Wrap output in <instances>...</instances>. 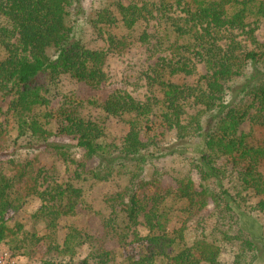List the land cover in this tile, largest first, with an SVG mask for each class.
<instances>
[{
	"label": "trees",
	"instance_id": "obj_1",
	"mask_svg": "<svg viewBox=\"0 0 264 264\" xmlns=\"http://www.w3.org/2000/svg\"><path fill=\"white\" fill-rule=\"evenodd\" d=\"M81 1L0 0V101L11 99L8 115L20 136L28 137L32 148L78 164L83 175L97 182L126 177L110 198L114 210L103 220V236L87 234L91 250L80 264H117L118 251L136 242L141 243L138 256L128 257V264H255L259 242L245 230L241 216L242 195L249 191L261 197L251 213L264 215V44L255 35L264 20V0H135L98 10L91 25L100 32L119 24L129 33L146 27L139 41L148 59L156 58L155 65L141 76L129 67L131 76L124 81L134 90L145 82L150 93L141 99L124 88L104 99H85L76 90L51 109L50 87L62 75L95 91L109 81L107 53L83 43L81 27L89 15ZM152 20L155 31L149 29ZM129 33L118 37L109 32V50L121 54L131 48ZM199 64L205 66V75L193 84L178 81L194 76ZM88 106L104 116L127 119L126 135L109 138L100 119L83 115ZM247 121L252 131L241 134ZM173 132L182 146L198 148L199 154V160L184 156L179 173L157 166L155 159ZM7 134L0 123V246L22 232L21 225L9 226L7 216L30 198L38 195L48 202L39 218L52 233L62 218L82 212L84 203L82 190L69 183L52 181L40 192L48 169L38 158L3 159L9 150ZM59 135L76 138L86 161L97 160L98 167L88 170L86 161H75L69 145L52 141ZM170 154L183 155L177 148ZM193 171L200 176L198 186ZM167 177L178 187L167 186ZM228 179L239 187L235 194L225 184ZM176 200L184 202V220L171 230ZM210 204L215 221L211 229L203 216ZM141 225L148 230L144 237L138 232ZM69 230L67 248L75 239Z\"/></svg>",
	"mask_w": 264,
	"mask_h": 264
},
{
	"label": "rangeland",
	"instance_id": "obj_2",
	"mask_svg": "<svg viewBox=\"0 0 264 264\" xmlns=\"http://www.w3.org/2000/svg\"><path fill=\"white\" fill-rule=\"evenodd\" d=\"M134 1L135 0L81 1L82 7L89 15L88 23L81 27L83 43L88 49L94 51H105L107 53L105 71L109 76V81L100 91H95L89 87L78 85L69 75H62L57 80L52 82L51 87L49 86L52 90L51 109H57L59 105L62 104L64 97L72 95L76 90H78L80 95L85 97V99L91 96L104 99L113 91L124 88L129 90L131 89L134 96L141 99H145V96L150 93L147 83L145 82H141V84L138 85L137 90H134L132 86L129 88L124 81V79H128L131 76V70L129 67L134 66L137 69L138 76H141L144 75L146 71H151L150 69H152L155 65L156 58L148 59L149 55L146 53V47L142 46L139 41V36L146 27L142 26L135 32L129 33L122 27L121 24H119L106 28L103 32H100L99 28L96 29L91 25V21L95 19L94 14L98 10L109 8L110 5L116 2L128 5ZM155 23L156 21L152 20L149 29L154 28L155 31L157 29ZM109 32H111V35H118V37L128 35L129 33V46L131 48H127V51L121 54H117L113 50H109ZM255 35L257 41L264 44V20L259 23ZM244 44H247L249 48L253 49V47H250L248 43ZM206 73L207 70L205 66L203 64H199L197 72L194 76L189 78L181 77L178 81L181 83L193 84L200 78L201 75H205ZM10 102V98L0 101V109L2 110V112H0V123L4 124V127L7 129L9 147V150L3 155V159L7 160L11 158V156H15L17 160L25 162L38 158L41 163V167L48 169L46 178L43 175V179L40 180V192H43L45 188L49 186V183H53L52 181H58L63 184L69 183L82 190L84 203L81 207L82 209L80 210L82 212L76 216L62 218L58 223L56 231L52 233L46 228L45 221L39 218V213L48 202L44 197H40L38 195L30 198L27 202L23 203L20 210L8 214L7 217L9 220V226L17 229V227L21 225L23 230L19 233L18 238L14 237L8 240L6 243L2 244V247L7 249L11 254L14 264H80L82 260L89 255L91 250V246L87 240V234L96 237L103 236V220L109 218L114 210V206L111 205L110 198L124 186L126 177L124 175L121 177L114 176L106 182H97L89 176L83 175L84 173L80 170L78 164L65 163L58 155L46 153L43 149L32 148L28 137L20 136L14 119L8 115ZM82 113L87 118L100 119L109 138H122L129 130L127 119L104 116V114H102V112L94 106L86 107ZM254 114L255 110H252L250 115ZM252 127L253 124L251 121L245 122L240 129V133L249 134L252 131ZM52 141L63 145H69L71 147V157L75 161H86L84 151L77 146V140L73 136L59 135L53 137ZM161 148L162 151L160 156L155 158L158 160L156 165L172 169L173 172L179 173L184 170L182 162L184 156L195 157L196 160H199V154L197 152L198 148H193V146L188 148L186 143L182 146L180 142L177 141L174 132L168 134L167 140L163 143ZM173 148H177L183 153V155L170 154ZM86 164L88 170L98 167L97 160H87ZM150 169L151 167H148V170ZM260 172L264 176V168H261ZM5 173L10 177L14 174L10 169H6ZM192 177L195 184L198 186L201 181L199 174L193 171ZM165 184L174 188L178 187L173 177H167L165 179ZM225 184L232 194L239 191V187L235 182H229L228 179ZM243 198L245 201V210H243L245 214L241 216L243 226L245 230L252 234L254 239L259 242V248L261 251L260 258L255 264H264V215L258 213L253 215L251 213V208L254 207L258 201H260L261 197H258L254 195L252 191H249L243 193L242 199ZM173 204L175 207V218L170 224L171 230L179 228L181 226L180 219L184 220V216L180 213V209L184 205V202H177L176 200ZM212 207V204H210L208 210L203 213L209 229H211L215 223L211 213ZM114 218L117 220V216ZM143 221L144 218L142 217L141 222L143 223ZM118 223L122 224V220H120V218ZM70 228L74 231L73 234L75 239L72 240V243L67 248L64 246V243L67 235L71 231L69 230ZM75 230L79 232L80 236ZM186 231H188L186 232V238L191 241L190 238L193 236L192 230H189L188 228ZM138 232L141 237H144L147 235L148 230L144 225H141L138 227ZM27 234H30V237L24 240V235ZM32 235H35L34 237L40 239L41 241L36 242ZM56 245H60L59 250L54 249V246ZM115 247L116 245L112 244L110 248L113 249ZM140 247L141 243L136 242L133 245L126 247V249L119 250L117 264H128V257H134V255L137 257Z\"/></svg>",
	"mask_w": 264,
	"mask_h": 264
},
{
	"label": "built area",
	"instance_id": "obj_3",
	"mask_svg": "<svg viewBox=\"0 0 264 264\" xmlns=\"http://www.w3.org/2000/svg\"><path fill=\"white\" fill-rule=\"evenodd\" d=\"M0 264H14L11 254L2 246H0Z\"/></svg>",
	"mask_w": 264,
	"mask_h": 264
}]
</instances>
